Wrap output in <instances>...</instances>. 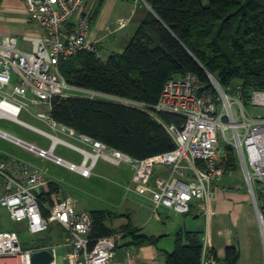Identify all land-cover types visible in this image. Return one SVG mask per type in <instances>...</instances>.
<instances>
[{"label":"built area","instance_id":"1","mask_svg":"<svg viewBox=\"0 0 264 264\" xmlns=\"http://www.w3.org/2000/svg\"><path fill=\"white\" fill-rule=\"evenodd\" d=\"M24 3L30 21L44 35L25 36L24 41L31 46L30 50H25L15 38L0 34V120L11 121L50 140L51 146L43 149L0 129L1 139L85 178L92 177L97 163L102 160L115 166L128 163L134 168L136 192L151 195L155 212L165 207L189 215L195 209L208 219L216 198L214 182L226 173L227 159L220 145L223 137L228 143L226 146L238 152L246 182L257 204L255 185L264 189V91L253 92L250 106H246L240 88L225 92L210 75L212 86L222 97H215L213 91L192 74L167 82L152 116L171 136L175 148L154 158L132 159L76 133L52 115L54 101L66 97L114 103L147 112L144 104L77 88L63 77L62 65L82 51L102 58L98 45L88 39L91 20L84 14L85 0H24ZM246 107H251L252 112L248 113ZM161 113L179 116L184 123L180 127L164 124L157 117ZM24 114L46 124L52 133H62L74 140L24 122L21 119ZM228 132L233 133V139L227 137ZM59 146L73 149L81 155L82 163L76 165L57 156ZM9 165L13 163L0 159V207L9 210L14 222L25 224L30 236L47 233L54 225L62 226L70 236L65 264H111L118 247L115 237L92 238L94 220L89 213L76 212L70 199L58 200L53 206L45 205L35 193L39 187L49 184L44 173L39 169L30 173L23 167V173L28 175L24 184L9 173ZM157 166L170 168V177L157 176L152 182ZM259 216L264 242V216ZM59 248L48 245L24 249L18 232H0V264H32L33 256L40 252L52 255L48 264H58ZM201 264H226L218 260L213 251L210 230L202 240Z\"/></svg>","mask_w":264,"mask_h":264},{"label":"trees","instance_id":"2","mask_svg":"<svg viewBox=\"0 0 264 264\" xmlns=\"http://www.w3.org/2000/svg\"><path fill=\"white\" fill-rule=\"evenodd\" d=\"M145 1L152 12L122 54L105 61L101 50V59L82 51L62 65L61 73L72 86L144 104L147 112L79 97L56 99L52 112L57 122L135 160L154 158L175 148L171 136L152 116L171 79L191 73L209 87L211 74L227 91L240 88L246 106H250L253 92L264 91V0ZM96 17L90 16L91 22ZM157 117L167 125L180 127L184 123L175 115L161 113ZM226 147L231 167L232 149ZM51 186V193L59 191ZM49 197L42 196V201ZM262 209L264 214V204ZM92 217V238L113 234L105 223L118 217L105 211L94 212ZM122 231L128 232L136 246L158 241L138 234L130 225ZM165 255L166 264H201V234L179 233L174 251ZM239 260L238 248L228 247L224 262L238 264Z\"/></svg>","mask_w":264,"mask_h":264},{"label":"crops","instance_id":"3","mask_svg":"<svg viewBox=\"0 0 264 264\" xmlns=\"http://www.w3.org/2000/svg\"><path fill=\"white\" fill-rule=\"evenodd\" d=\"M151 12H152V9L146 3L145 0H85L84 14L88 15L89 18L90 16L92 17L93 15L95 16L97 14L96 19L93 22H91V30H90L88 39L91 43H96L98 45L99 49L102 52V55H103L102 48H104L105 45H107V42H109L108 39H110V43L108 45L109 56L105 59L103 57V60L106 61L111 56L115 54H122L126 50L131 40L134 38V36L138 32L140 26L147 19V17L149 16ZM0 34L4 37L15 38L18 41L19 47L25 50L31 49L30 44L24 41L25 36L42 37L44 35L43 31L30 21L29 15L26 11L24 0H0ZM187 75L188 74H186L184 77H186ZM24 115L32 119L30 116L26 114ZM32 120L39 123L41 125L40 128L45 127V126L48 128L46 124L40 121H37L35 119H32ZM68 128L74 130L71 127H68ZM43 130L47 132H51L50 128H48V130L46 129H43ZM52 134L63 137L65 139H69L71 141L74 140L72 138H69L68 136H64L62 133L54 132ZM14 136L22 139L21 137L17 135H14ZM42 138L48 141L46 144H49V147H45L44 145H39V144L37 145L43 149H49L51 146L50 140L44 137ZM0 140L5 141L1 138ZM5 142L11 145H14L8 141H5ZM14 146L24 151L30 157L20 154V153L15 154L12 152H8L4 148L0 147L1 161L2 162L5 161L7 164L9 163V161L13 163V165H9V173L15 176L20 182L24 184L26 183L28 175L23 173L24 172V170L22 169L23 167H27V170L30 173H33L35 169H39L42 173H44V178L49 182V184L46 186L39 187L38 189L35 190V193L38 195L39 198H41V200H42V196H45V195L50 196L49 201L47 202L43 201L45 205L53 206L57 203L58 200L70 199L74 204L76 212L78 213H91L92 214L94 212L102 211V210L87 211L85 208H83L80 205L78 200L68 196L64 192V190L61 188L60 184H58L59 178L55 174L54 175L52 174V170L49 169V165L52 164L56 167L64 168L68 172H71L70 170H68L65 167L58 166L52 161L42 160L36 157L34 154L27 152L23 148H20L16 145ZM55 154L63 158L62 156L57 154V150ZM14 162H16V166L14 165ZM70 162L75 163L73 161H70ZM108 164H111V163H108ZM98 165L99 163H97L94 169L93 175L90 178H85L75 172H71V173L77 175L79 178L83 180L92 179L93 177H96V175L98 177V174H96V169L98 168ZM164 168H167V167H161L162 170L160 171L158 175L155 174V169H154L153 178L159 175L165 176V178L169 177L170 169L168 170ZM131 181H133V175L131 177ZM51 184L55 187V189L58 188L59 191L57 193H51L52 191ZM131 188H129L128 191H131L132 193H134V195L136 196L135 197L136 201L135 202L133 201L134 206L130 210H128L125 214H119L117 212H112V211H105V212L111 213L115 215L116 217H118L116 219L109 220L105 223V226L110 231L118 232V235L120 237L119 245L116 249V255L114 259L112 260L111 264H131L133 262L136 264H153V262L156 261L157 259L160 260V256L164 257V261L166 264L165 254L172 253L174 250L172 252H167V251L164 252L163 250L159 249L158 245L163 239V235L159 233H162V232H157L155 234L149 235L148 232L144 231V229L146 228V223L144 224V221L148 223L152 219L150 217H156L159 223H162L164 221V217H184L186 215H181L177 213L176 211L167 209L165 207H160L158 211L155 212L153 203L150 197L143 196V195H137L136 192L132 190L133 188L132 189ZM243 199L245 201L241 203L237 201L235 196H231V195H228V197L224 199L223 202H220V200L217 201V199H215L212 205L213 208H212L211 216L208 219L203 217L201 214H199L198 211L195 209L191 212V213L193 212L196 213V217L197 216H199V218L203 217L205 218V220L210 221L209 223L211 224L210 230H211V238H212V247L219 253V255L224 257L226 255V249L228 247L236 246L238 248L240 252V260L238 264H240L242 261V253L244 252L247 253L248 250H250V245L252 243L248 235V229L243 230V234L241 235L239 234L241 226L244 227V225L246 224L245 223L246 221L241 222L242 221V220L240 221L241 217H235L243 213V211L249 210L248 209L249 208V205H248L249 196L244 197ZM4 209H6L9 212L7 208H4ZM43 211H44L43 214L47 216L48 215L47 212L45 210ZM229 212H230V215L228 214L225 215V213H229ZM116 222H123V224L116 225ZM138 222L140 223L139 226H137V228L133 227L134 225L133 223H138ZM127 225H130L131 229L133 231H136L138 234H144L150 237L157 238L158 239L157 244L136 246L133 239L128 235V232H124L123 233L124 236H121L122 235L121 232L117 231V230L123 229ZM177 229L178 230L176 231V234H175L174 245L176 243V237L179 233L184 232V231L198 233V232H194L192 228H189L190 230L188 231L187 222L185 221L182 222V220L179 224H177ZM50 231L51 232L55 231L54 236L60 239V243L55 246L60 247L59 249H63L64 256H66L67 253L69 252L68 248L66 247V244L70 242V236L68 235L67 231L62 226H57V225H54V227H52ZM215 234H217L219 238H223L224 240H226V243L223 244L222 247H217L216 244L214 243ZM234 239L238 240L237 241L238 245H236L235 243L236 241ZM44 246H48V245L34 246L31 249H37L38 247H44ZM260 250H261L260 263L264 264V256H263L264 247L262 243H260ZM249 257L250 256L248 252L246 255V258L248 259L252 258V257L250 258Z\"/></svg>","mask_w":264,"mask_h":264},{"label":"rangeland","instance_id":"4","mask_svg":"<svg viewBox=\"0 0 264 264\" xmlns=\"http://www.w3.org/2000/svg\"><path fill=\"white\" fill-rule=\"evenodd\" d=\"M108 40L109 42H107V45H105V47L103 46L104 48H102L104 59L109 56L108 45L110 43V39ZM209 75L212 76L211 74ZM180 78L181 77L175 78V79H180ZM213 78L215 77L213 76ZM215 81L218 82L217 80ZM13 84H14V81H13ZM220 86H221L220 88L224 90L225 92H228V93L233 92L232 88H230L231 90L230 92V90L227 91L226 89H224V87L221 84ZM209 89L213 91V95L215 97H218L219 95L222 97V95L219 93V90L216 89L215 86H212V84L209 86ZM61 99H64V98H61ZM249 101H251V96L249 98ZM246 111L250 113L252 112V108L246 107ZM235 113L238 117V121H240L239 110L237 107L235 108ZM21 119L24 122L29 123L33 126H36L39 129L43 128V129L48 130L46 126L40 128L41 125L39 123H37L36 121H33L29 117H26L25 115H23ZM0 129L9 132L11 135H17L21 137L24 141H27L30 143L34 142L36 144L49 147V144H46L48 141H46L45 139L38 136L37 134H34L28 131L27 129L23 128L22 126L16 123H13L11 121L0 120ZM227 137L229 139H233V133L228 132ZM73 143L75 145H79L75 141H73ZM226 144L228 143L227 142L225 143V140L223 139V137H221L220 145L227 159L229 156V153L228 151L227 152L225 151L226 149H224L226 147ZM0 147L4 148L8 152H12L15 154L20 153V154L28 156V154H26L24 151L2 140H0ZM227 147H230L232 149L234 163L231 162V167H229L227 163L228 166L226 168L227 170H229L230 168V171H227L223 177L219 178L216 182H214V188L216 192L215 199H217V201L220 200V202H223V200L226 199L228 195H231V196H235L237 201L241 203L245 201L243 199L244 197L249 196V203H248L249 210H245L240 215L235 216V217H241L240 218V221L242 220L241 222L246 221L245 222L246 224L244 225V227L241 226L239 234L240 235L243 234V230L248 229V235L252 242L250 245V250H248L249 256L252 258L250 257H249L250 259L246 258V255L248 252L247 253L244 252L242 253V261L240 264H262L260 263V258H261L260 243H262L264 247V242H263V235L261 231V223L259 222L260 220L258 218L260 217L259 214L264 216V214L262 213L263 212L262 207L264 204L262 202L263 197H264V191H263L264 189H260V186L255 185V188H254L255 196H256L255 201L257 202V204L255 205L254 199L251 195L250 188L245 179L244 165L239 160V156L237 154L238 152L231 146H227ZM57 154L69 160V162L73 161L75 162L74 164L77 163L76 165H80L82 163L81 161L82 157L69 147L59 146L57 149ZM49 169L52 170L53 175L55 174L59 178L58 184H60L64 192L68 196L78 200L80 205L83 208H85L87 211L102 210V211L117 212L119 214H125L128 210H130L134 206L133 201L134 202L136 201L135 200L136 196L131 191H128V189L132 187L133 189L132 188L131 189L136 192L138 188V185L134 181L135 176H134L133 165L126 163V164H122L120 167L119 166L116 167L111 164H108L107 162L100 161L98 168L96 169V174H98V177L96 175V177H93L92 179H88V180L87 179L83 180L79 178L77 175L71 172H68L64 168L56 167L52 164L49 165ZM164 169L169 170L170 168H164ZM161 170H162L161 167H158V166L155 167V174L158 175ZM153 174H154V171H153ZM132 175H133V181H131ZM170 175H171V172L169 173V177ZM159 176L161 178H165V176H162V175H159ZM165 179H168V177H166ZM153 181H154V178L152 182ZM136 194L141 195L137 192ZM145 194L146 195H143V196L150 197L152 201L151 195L149 193H145ZM89 214L92 216L91 213ZM226 214L230 215V212L225 213V215ZM195 217H196V213L194 212L184 217H164V221L162 223H159L156 217H150L152 218L150 222L147 223L146 221H144V224L146 223V228L144 229V231L148 232L149 235L155 234L157 232H162V233H159L163 235V239L159 243L158 248L163 250L164 252L166 251L172 252L175 247L174 239H175L176 231L178 230L177 224H179L181 220L182 222L184 221L187 222L188 231L190 230L189 228H192L194 232L200 233L202 240L205 234L210 230V225H211L209 223L210 221L205 220V218H203L205 216L200 217V218H195ZM118 224L122 225L123 222H116V225ZM133 224H134L133 227L137 228V226H139L140 223L138 222V223H133ZM50 230L47 233L39 234L37 236H30L27 232V228L25 224L14 222L12 218L10 217L9 212L4 208H0V232L17 231L20 236L22 246L24 249H31L34 246H39L42 244L44 245L59 244L60 239L54 236L55 231L51 232ZM120 230H117V231L121 232L122 234L121 236H124L123 234L124 231H122V229ZM111 237L116 238L117 246H118L119 239H120L118 232H113ZM214 238H215L214 243L216 244L217 247H222L223 244L226 243V240H224L223 238H219L217 234L214 235ZM260 239L262 242L260 241ZM234 240L236 241L235 242L236 245H238L237 243L238 240L237 239H234ZM209 241L211 240L209 239ZM213 251L215 252L218 260L220 261L225 260L226 255L224 257L219 255V253L214 248H213ZM58 255H59L58 264H65V256H64L63 249H59ZM115 255H116V251H115ZM153 264H165L164 257L160 256V260L157 259L156 261L153 262Z\"/></svg>","mask_w":264,"mask_h":264},{"label":"water","instance_id":"5","mask_svg":"<svg viewBox=\"0 0 264 264\" xmlns=\"http://www.w3.org/2000/svg\"><path fill=\"white\" fill-rule=\"evenodd\" d=\"M195 218H199V216H197ZM51 260H52V255L50 253H48V252H40V253H36L33 256L32 264H48V263L51 262Z\"/></svg>","mask_w":264,"mask_h":264}]
</instances>
